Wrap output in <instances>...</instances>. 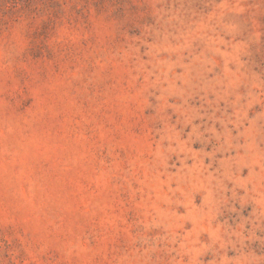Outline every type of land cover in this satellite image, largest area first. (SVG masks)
Instances as JSON below:
<instances>
[{
    "label": "rangeland",
    "instance_id": "374dc122",
    "mask_svg": "<svg viewBox=\"0 0 264 264\" xmlns=\"http://www.w3.org/2000/svg\"><path fill=\"white\" fill-rule=\"evenodd\" d=\"M0 264H264V0H0Z\"/></svg>",
    "mask_w": 264,
    "mask_h": 264
}]
</instances>
